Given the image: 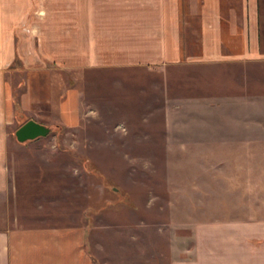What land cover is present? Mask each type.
<instances>
[{"label": "rangeland", "instance_id": "rangeland-1", "mask_svg": "<svg viewBox=\"0 0 264 264\" xmlns=\"http://www.w3.org/2000/svg\"><path fill=\"white\" fill-rule=\"evenodd\" d=\"M186 1L176 63L66 68L41 51L43 9L37 24L21 25L41 67L26 71L16 59L14 100L32 89L61 103L73 91L79 117L59 124L42 102L9 127L17 203H0V228L81 227L99 264H155L184 257L202 222L264 216V0L256 46L246 40L244 0H223L239 39L224 24L222 55L205 60L189 7L198 3ZM28 118L50 134L18 143Z\"/></svg>", "mask_w": 264, "mask_h": 264}, {"label": "crops", "instance_id": "crops-1", "mask_svg": "<svg viewBox=\"0 0 264 264\" xmlns=\"http://www.w3.org/2000/svg\"><path fill=\"white\" fill-rule=\"evenodd\" d=\"M0 0V203L16 204L13 182L14 163L10 158L8 129L17 116L27 117L44 102L43 110L54 112L58 123L78 121V97L73 91L54 103L34 96L32 89L14 98L8 84L16 59L24 69L40 68L28 46L31 36L20 28L35 25L37 13L44 17L38 26L42 53L48 61L70 68L133 66L183 61L182 10L186 0ZM198 3L190 11L200 16L202 57L222 55L223 26L229 39H239L238 25L231 21L234 7L223 0H190ZM259 0H244L246 40L258 42ZM194 9V10H193ZM225 13L228 15L225 19ZM230 14V15H229ZM30 37V38H29ZM33 39V38H32ZM46 101V102H45ZM41 112V110H38ZM33 120L39 124L44 125ZM26 121V122H27ZM17 123V122H16ZM12 168V169H11ZM193 244L168 263L155 264H264V216H245L202 222L192 234ZM0 264H99L86 248V232L81 227L43 225L19 227L16 223L0 228Z\"/></svg>", "mask_w": 264, "mask_h": 264}, {"label": "water", "instance_id": "water-1", "mask_svg": "<svg viewBox=\"0 0 264 264\" xmlns=\"http://www.w3.org/2000/svg\"><path fill=\"white\" fill-rule=\"evenodd\" d=\"M50 134V129L45 125L29 120L21 125L15 132L16 141L20 144L45 138Z\"/></svg>", "mask_w": 264, "mask_h": 264}, {"label": "trees", "instance_id": "trees-1", "mask_svg": "<svg viewBox=\"0 0 264 264\" xmlns=\"http://www.w3.org/2000/svg\"><path fill=\"white\" fill-rule=\"evenodd\" d=\"M14 103H15L14 106H15L16 113L18 114V112H19V111H18V110H19V103H18L17 101H14ZM26 121H27V120H26ZM26 121H25V122H26ZM25 122H24V123H25ZM24 123L20 124V126L23 125Z\"/></svg>", "mask_w": 264, "mask_h": 264}]
</instances>
